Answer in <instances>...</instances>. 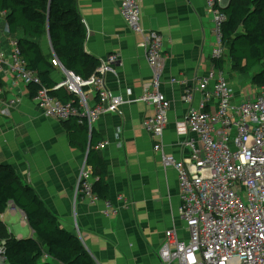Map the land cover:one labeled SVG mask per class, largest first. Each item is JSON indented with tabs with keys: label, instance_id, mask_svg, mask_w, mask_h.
Masks as SVG:
<instances>
[{
	"label": "crops",
	"instance_id": "1",
	"mask_svg": "<svg viewBox=\"0 0 264 264\" xmlns=\"http://www.w3.org/2000/svg\"><path fill=\"white\" fill-rule=\"evenodd\" d=\"M231 1L225 0V4ZM77 2L87 29V53L99 61L110 55L119 58L106 82L112 96L122 98L125 104L119 113L106 114L94 125L102 137L100 143H107L105 150L96 151L108 167L109 200L118 213L107 216L104 200L91 204L76 196L78 175L88 155L72 148L65 123L44 117L28 88L13 87L6 73L0 74L3 99L17 102L9 117L2 116L0 102V164L15 169L20 181L35 190L61 228L79 237L96 264H161L159 250L166 232L175 229L182 241L188 240V234L179 215L178 173L164 167L153 138L143 129L144 119L153 114L152 107L139 101L152 78L140 46L143 37L129 29L113 0ZM142 7L143 25L163 35L168 59L162 90L172 106L164 150L184 158L189 152L182 145L185 137L178 134L177 124L188 111L183 101L185 88L172 85L170 79L184 77L192 84L214 68L212 16L206 10V0H142ZM13 41L16 36L10 33L3 14L0 51L9 55ZM42 49L45 54L52 50L49 39L42 41ZM228 55L223 59L224 72L239 100L250 94L254 85L252 78L248 82L242 75H230L225 65ZM52 78L62 82L60 67L52 71ZM87 95L94 106L97 95L92 91ZM4 224L18 239L36 237L22 214L7 212Z\"/></svg>",
	"mask_w": 264,
	"mask_h": 264
},
{
	"label": "built area",
	"instance_id": "2",
	"mask_svg": "<svg viewBox=\"0 0 264 264\" xmlns=\"http://www.w3.org/2000/svg\"><path fill=\"white\" fill-rule=\"evenodd\" d=\"M113 1L129 29L143 37L140 46L152 72L139 99L153 108V114L143 121V129L153 138L154 150L164 167L178 173L179 215L188 240H180L175 229L167 231L159 250L161 264H264V85H254L250 94L238 100L224 70L216 67L227 55L223 40L225 0H206L216 39L212 52L214 68L192 84L184 77L170 79L172 85L185 88L183 101L188 111L184 121L177 124L178 134L185 137L182 145L189 152L184 158L164 150L163 137L172 106L162 90L168 60L164 37L145 29L142 0ZM11 47L9 55L0 51V74H8L13 87L40 83L37 74L28 69L17 41L11 42ZM118 60L117 55L108 56L88 80L59 65L63 80L57 88L66 87L79 99V106L64 104L43 87L34 98L39 111L62 123L74 117L86 118L91 129L102 116L119 113L125 102L112 96L106 82ZM86 87L97 95L94 106L90 105ZM4 94L0 87L1 114L9 117L17 101L3 99ZM106 147L103 142L97 149ZM93 183L94 176L85 160L78 175L76 196L91 204L100 201L93 192ZM105 205L107 216L118 213L110 200ZM7 212L22 214L26 219L21 210L10 204L0 215V222H5ZM45 260L58 264L48 256ZM0 264H8L6 240L1 237Z\"/></svg>",
	"mask_w": 264,
	"mask_h": 264
},
{
	"label": "trees",
	"instance_id": "3",
	"mask_svg": "<svg viewBox=\"0 0 264 264\" xmlns=\"http://www.w3.org/2000/svg\"><path fill=\"white\" fill-rule=\"evenodd\" d=\"M224 12L227 53L235 70L248 75L264 63V0H232ZM3 14L28 69L40 80L28 85L30 97L34 99L44 87L64 104L78 107L79 99L66 87L57 88L58 83L52 78L57 67L54 58L66 71L84 80L95 75L101 66V61L86 51L87 29L77 0H0V16ZM44 39H50L52 53L43 51ZM216 67L224 70L223 60ZM252 85H264V69L253 75ZM65 127L70 146L88 155L87 164L94 176L93 192L100 200H109L108 167L96 151L102 137L83 117L70 119ZM10 204L24 213L36 237L18 239L0 222L8 264H52L45 256L60 264H96L79 237L61 228L35 190L20 181L15 169L0 164V215Z\"/></svg>",
	"mask_w": 264,
	"mask_h": 264
},
{
	"label": "rangeland",
	"instance_id": "4",
	"mask_svg": "<svg viewBox=\"0 0 264 264\" xmlns=\"http://www.w3.org/2000/svg\"><path fill=\"white\" fill-rule=\"evenodd\" d=\"M48 52L52 53V50H49ZM53 62L55 63V65H57V67H59V64H58L56 58L53 59ZM225 65H226V68L228 69L230 75H232L235 78H237L238 76H240V74L235 70V68L233 66V63H232V61L229 58V55H228V57L226 59ZM263 69H264V63L260 67H258L255 70H253L250 74L245 75L244 77H246V79L249 82L251 80V78L253 77V75H255L256 73L260 72ZM249 90L251 91V89H249Z\"/></svg>",
	"mask_w": 264,
	"mask_h": 264
},
{
	"label": "water",
	"instance_id": "5",
	"mask_svg": "<svg viewBox=\"0 0 264 264\" xmlns=\"http://www.w3.org/2000/svg\"><path fill=\"white\" fill-rule=\"evenodd\" d=\"M229 5H230V2L229 3H226L225 5H224V7H223V9L225 10V9H227L228 7H229ZM49 41H50V39H49ZM50 44H51V41H50ZM57 62H58V64L60 65V67L62 68V69H64L65 70V68L61 65V63H60V61L57 59ZM87 158V157H86Z\"/></svg>",
	"mask_w": 264,
	"mask_h": 264
}]
</instances>
